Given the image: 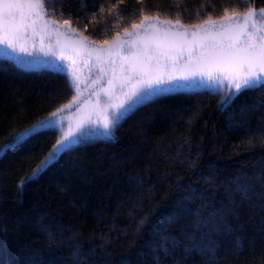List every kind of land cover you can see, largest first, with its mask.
<instances>
[{
  "label": "trees",
  "instance_id": "1",
  "mask_svg": "<svg viewBox=\"0 0 264 264\" xmlns=\"http://www.w3.org/2000/svg\"><path fill=\"white\" fill-rule=\"evenodd\" d=\"M46 2L50 14L55 8L51 17L71 14L73 26L96 41L128 27L138 19L134 12L194 24L219 17L225 7L241 12L249 5L264 7V0H125L126 10L109 14L100 13V7L117 0ZM71 94L61 74L23 71L0 60V264H23L29 256L44 264H68L75 245L81 264H157L158 259L159 264H262L264 88L244 90L226 107L209 92L160 97L122 122L115 143L76 148L37 179L22 182L49 152L56 132L33 134L11 148L3 145ZM178 137H190L184 154L195 158L199 152L197 167L185 166L167 179L165 160L176 155ZM237 182L250 185L247 195L237 190ZM189 185L206 199L187 200ZM177 201L188 210L177 211ZM134 206L147 211L149 219L130 246ZM226 207L229 227L214 231ZM154 224L164 231L154 235ZM53 232L61 239L50 238ZM163 235L179 241L168 253L167 244L161 246ZM202 236L203 244L213 243V251L192 247Z\"/></svg>",
  "mask_w": 264,
  "mask_h": 264
},
{
  "label": "snow or ice",
  "instance_id": "2",
  "mask_svg": "<svg viewBox=\"0 0 264 264\" xmlns=\"http://www.w3.org/2000/svg\"><path fill=\"white\" fill-rule=\"evenodd\" d=\"M48 7L46 0H0V55L16 63H20L25 56H35L38 52L46 56L49 53L55 55L51 43L53 38L56 45H61L75 37L72 40L73 57H82V65L87 67L89 73L94 72L95 78L92 80L91 91L85 98L80 94L81 73L76 68V59L64 57L63 52L61 53L63 58L71 59L68 72L76 86L77 95L72 97L70 106L76 108L75 121L69 122L60 138L51 145L44 160L25 174L22 178L24 183L31 182L32 177L48 161L70 144H87L102 136L110 137L113 126L118 125L128 112L155 97L208 83L217 87L216 94L221 98L218 104L226 107L242 90L264 88V83L261 82L264 81V7L257 9L254 5H249L242 12L225 7L219 17L208 16L198 23L187 25L180 18L161 19L160 15L134 12L138 19H133L122 31H116L109 38L100 41L93 40L82 32L77 35L78 29L73 27L71 14L68 19H52L55 8L50 14ZM114 9L126 10L125 0H117L116 4L107 9L101 6L99 12L107 10L110 14ZM93 15L97 13L94 12ZM84 30H87V24ZM46 37L50 41L47 46L44 43ZM244 111L245 109H241V114ZM60 112L61 109L58 108L49 115L55 117ZM63 119L61 116L60 120ZM51 124L52 121L42 117L35 122V127L49 128ZM34 130L29 125L14 135L10 134L12 140L3 147H14ZM177 139L181 143L176 155L165 160L163 175L167 179H171L180 168L197 167L200 153L196 152L195 158H192L191 153L184 154V145L191 148L190 137ZM179 179L177 177V181ZM209 183L214 185L213 181ZM237 185V190L245 195L250 191L247 183L237 182ZM189 187L192 195L186 197L187 200L206 199L203 192L197 195V189L191 185ZM228 195L231 198V193ZM139 203L143 205L144 200L141 199ZM187 210L183 202L177 201V211ZM228 214L230 210L226 207L220 213L214 231L229 227ZM129 218L130 235L133 238L130 246H134L135 241L141 237L149 216L142 207L134 206L129 210ZM161 231L164 230L153 225L154 235ZM50 238L61 239L54 232L50 233ZM160 239L162 247L167 244L166 253L169 248L174 250L179 244L176 238L167 235ZM204 239L202 236L201 243L193 242L192 247L201 252L213 251V243L210 241L203 244ZM71 256L68 264H81L78 245L73 246ZM23 264L44 262L29 256Z\"/></svg>",
  "mask_w": 264,
  "mask_h": 264
},
{
  "label": "water",
  "instance_id": "3",
  "mask_svg": "<svg viewBox=\"0 0 264 264\" xmlns=\"http://www.w3.org/2000/svg\"><path fill=\"white\" fill-rule=\"evenodd\" d=\"M257 9H259V8H257ZM257 15H259V12H257ZM51 18L54 19L53 17H51ZM161 19H169V18L161 17ZM172 20H175V19H172ZM74 28H76V27H74ZM79 33H81L80 30H78L77 35H79ZM83 35H85V34H83ZM60 39L62 41H64L63 37H61ZM74 39H75V37H73L71 40L64 41L61 45H56L55 44V38H53L51 43L54 46L55 55H53L52 53H49L46 56V55H44V53L38 52L35 56H25L24 59L20 63L9 61V60L5 59V57L3 55H0V60H5V61H8V62H11L12 64H14L20 70L28 71V72L50 71V72H53V73L61 74V75L65 76L66 79H67L69 88H70L71 93H72L71 97L66 102H64L63 104H61L59 107H57L55 110L52 111V112H55L58 108L61 109V112L59 113L58 116H55V117L50 116L49 114L52 113V112H50L49 114L44 116V118H47L48 120L52 121V124L50 125L49 128H38V127H35V122L36 121L34 123H32L31 125L35 128V130L32 132L31 135L39 133V132L51 130V131L56 132V140H57V139L60 138V136L62 135L63 131H65L67 129V126H68L69 122H74L75 121L76 108L73 107V106H70V101H72V97L73 96L77 95V90H76V86L72 82V77L69 75V72H68V66L71 63V59L63 58L61 56L62 52H63L64 57H71V58L76 59V68L81 73L80 81H79V86H80V89H81V93L80 94L86 98L88 96L89 92L91 91V84H92V80L95 78V73L94 72L93 73H89L87 67H84L82 65V63H81V61L83 59L82 57H80V56L73 57L72 48L74 47V45L72 43V40H74ZM37 42H38V40H37ZM44 43H45V46H47L50 43V41H49V39L47 37L45 38ZM0 51H2V46H0ZM261 82L264 83V81H261ZM217 91H218V89H217V87L215 85L204 83V84L192 85L190 87H186V88L178 90V91L174 90L169 95L178 94V93H188V94H190V93L209 92V93H211L213 95L219 96V95L216 94ZM242 91H244V90H242ZM160 97H163V96H158V97H155V98H153L151 100H148L145 103H143L141 105H138L134 110L128 112L119 121L118 125H114L113 126V128L111 130V136L110 137H103L102 136L100 138L93 139L92 141H90L87 144H80V143H75V142L70 144V146L67 149H64V150L60 151L59 153H57V155H56V157L54 159L48 161L47 165L43 166L37 172V174L35 176H33L32 178L37 179L48 168H50L53 164L58 162V160L61 158V156L63 154H65V153H67L69 151H72V150H74L76 148H79V147H82L84 145H88V144H91V143H94V142H97V141H103V142H106V143H115L117 141L116 131H117L118 127L122 124V122L125 119H127L139 107H141V106L145 105L146 103L151 102V101H153L155 99H158ZM220 99L221 98H219V101H220ZM61 116L64 118L63 120H60ZM17 132H15V133H17ZM31 135H29L27 137H24L23 139H26V138L30 137ZM47 154L44 156V158L47 156ZM44 158L42 160H44Z\"/></svg>",
  "mask_w": 264,
  "mask_h": 264
}]
</instances>
